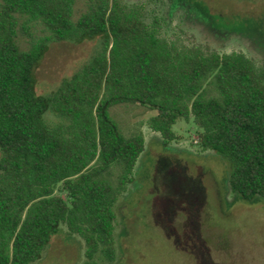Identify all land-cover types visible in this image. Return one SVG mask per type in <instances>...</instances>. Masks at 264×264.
<instances>
[{"label": "trees", "instance_id": "16d2710c", "mask_svg": "<svg viewBox=\"0 0 264 264\" xmlns=\"http://www.w3.org/2000/svg\"><path fill=\"white\" fill-rule=\"evenodd\" d=\"M94 39L78 72L37 93L51 42ZM118 105L155 111L164 145L178 120L193 122L200 147L229 163L231 191L264 201V67L177 44L120 0H0V264L40 260L62 224L83 238L82 264L116 259L114 207L145 149L143 132L113 117Z\"/></svg>", "mask_w": 264, "mask_h": 264}, {"label": "rangeland", "instance_id": "374dc122", "mask_svg": "<svg viewBox=\"0 0 264 264\" xmlns=\"http://www.w3.org/2000/svg\"><path fill=\"white\" fill-rule=\"evenodd\" d=\"M120 1L140 6L177 44L242 52L264 67V0ZM100 47V39L51 42L36 70L37 93L50 94ZM111 112L124 133L143 132L145 149L114 207L116 259L98 264H264V201L249 204L231 191L229 163L200 147L193 122L178 120L176 139L164 145L148 125L155 111L118 105ZM46 120L61 121L50 112ZM84 253L83 238L62 224L33 264H82Z\"/></svg>", "mask_w": 264, "mask_h": 264}]
</instances>
